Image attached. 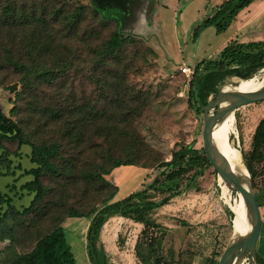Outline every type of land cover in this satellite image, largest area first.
<instances>
[{"label": "trees", "instance_id": "obj_1", "mask_svg": "<svg viewBox=\"0 0 264 264\" xmlns=\"http://www.w3.org/2000/svg\"><path fill=\"white\" fill-rule=\"evenodd\" d=\"M251 2L224 0L211 17L196 27L194 38L209 26H213L216 33L224 32ZM93 11L102 18V23L97 22ZM119 13L122 14L118 8L101 10L93 0L86 3L81 0H0V69L8 67L19 74L17 81L27 94V105L37 129L49 132L38 143L30 140L17 121L7 116L1 107L0 130L19 136L31 145L41 159L43 174L48 172L62 181L56 191L51 189L61 201L49 203L48 211L42 214L51 220L47 231L36 235L30 249L4 259L2 264H74L62 226L66 217L89 220L86 250L91 264H120L110 259L101 241L104 223L115 216L142 224L134 244L140 263L164 264L162 239L166 228L156 221L153 211L195 188L197 176L210 166L203 148H197L193 141L177 143L171 158L165 160L132 125V121L143 114L149 97L142 90L135 91L127 82L126 48L135 38L120 31ZM263 58L264 52L252 59L246 46L237 40L229 41L217 54L199 61L193 68L188 102L202 109L226 80L241 81L257 76L264 69ZM79 63L86 65V73L95 79L102 93H109L103 96L104 99L109 96L103 109L93 106L90 100L86 103L77 98L74 92L65 91L64 86L50 88L74 68L78 69ZM43 89L48 94L41 97L51 102L44 121L40 120L39 97L36 98ZM10 90L18 91L16 83ZM15 109L13 106L11 112ZM49 123L51 127H47ZM263 156L264 115L255 127L251 149L243 155L253 187V163ZM120 166L156 168L157 173L141 190L114 200L118 186L111 183L108 176ZM80 182L86 186L80 187ZM49 190L48 186H42L37 204L44 201ZM154 193L159 195L158 201L151 199ZM255 194L259 206L264 207V193L255 191ZM224 248L222 245L202 254L201 264H217ZM257 262L264 264L258 254ZM176 264L182 263L178 260Z\"/></svg>", "mask_w": 264, "mask_h": 264}, {"label": "rangeland", "instance_id": "obj_2", "mask_svg": "<svg viewBox=\"0 0 264 264\" xmlns=\"http://www.w3.org/2000/svg\"><path fill=\"white\" fill-rule=\"evenodd\" d=\"M81 1L86 3L88 0ZM207 3L208 0H135L130 5L129 14L121 11L122 14L118 15L120 31L135 38V42L126 48L127 82L135 91L142 90L149 97L143 114L132 121V125L165 160L171 158L177 143L187 144L193 141L197 148H202V109L188 102L191 74L184 73L181 67L186 65L193 71L199 61L214 56L217 46L229 32L216 33L215 28L209 26L199 31L194 38L196 27L205 19H201L202 12L198 9ZM92 15L97 16V22H103L96 12L93 11ZM112 28L113 25L108 30ZM263 52L264 48L262 52H258V56ZM263 73L262 70L255 78H260ZM19 77L18 73L8 67L0 69V107L24 129L25 137L38 143L49 131L37 129L32 111L27 105V94L17 81ZM94 80L90 73H86V65L79 63L78 69L74 68L50 88L64 86L65 91L74 92L77 98L86 100V103L90 100L93 106L103 109L109 98L104 99L103 96L109 93H102L103 90ZM233 80L228 79L224 84ZM15 83L18 95L10 90V86ZM42 94L47 95L48 91L43 89L36 96L39 97L40 120L44 121L49 112L47 106L51 102L43 99ZM13 106L16 109L11 112ZM234 115L235 121L227 139L237 159L244 166L243 155L251 149L255 127L264 115V101L240 107L235 110ZM111 123L115 125L116 121ZM47 127H51V123ZM253 167V188L259 194L264 193V156L255 161ZM156 173V168L145 170L136 166L117 167L108 176L109 181L118 186L114 200L141 190ZM59 182L62 181L50 173L43 174V186H48L50 190L44 201L39 202L37 208L18 225L12 237L0 241V264L4 259H11L14 254L30 249L36 235L47 231L51 220L48 216L42 217V214L48 211L49 203L61 201L55 195ZM195 182V188L173 197L167 204L153 211L156 221L166 228L162 239L164 264H176L178 260L182 264H201L202 254L210 253L222 245L226 246L231 237L233 215L229 212V205H232L233 210L238 195L232 194L229 199V190L224 191L225 185H222L211 165L204 168ZM85 186L80 182V187ZM53 188L55 191L51 192ZM151 197L155 201L160 199L157 193ZM262 200L259 195V201ZM260 209L264 218V207ZM112 218L102 227L103 244L112 248V261L142 264L133 254L132 248L142 224L125 217ZM68 221L73 224L78 220L66 217L62 224ZM257 254L260 261L264 259V231ZM243 264H247V259Z\"/></svg>", "mask_w": 264, "mask_h": 264}, {"label": "water", "instance_id": "obj_3", "mask_svg": "<svg viewBox=\"0 0 264 264\" xmlns=\"http://www.w3.org/2000/svg\"><path fill=\"white\" fill-rule=\"evenodd\" d=\"M133 1L135 0H93V3L101 10L118 8L127 15L130 13V5ZM241 83L242 81L234 84L239 87ZM222 86L216 96L202 106V148L220 182L229 190V199L232 194L238 195L251 214V228L250 231L239 234L242 245L241 250L239 252L232 250L229 241L217 264H243L246 259L247 264H258L257 247L263 233V214L257 202L252 177L248 172L249 179L244 182L233 170L225 155L213 142V129L226 115L234 113L240 107L264 101V84L254 89L232 91H223ZM229 209L234 216L232 205H229Z\"/></svg>", "mask_w": 264, "mask_h": 264}, {"label": "flooded vegetation", "instance_id": "obj_4", "mask_svg": "<svg viewBox=\"0 0 264 264\" xmlns=\"http://www.w3.org/2000/svg\"><path fill=\"white\" fill-rule=\"evenodd\" d=\"M43 172L31 145L0 130V241L10 238L35 208Z\"/></svg>", "mask_w": 264, "mask_h": 264}, {"label": "crops", "instance_id": "obj_5", "mask_svg": "<svg viewBox=\"0 0 264 264\" xmlns=\"http://www.w3.org/2000/svg\"><path fill=\"white\" fill-rule=\"evenodd\" d=\"M223 1L224 0H208L207 5H204L198 9L199 12H202V15L200 16L201 19L211 17L217 10L219 4ZM227 32L228 34L225 39L217 46L215 54H217L229 41L237 40L239 43L248 48L250 57L252 59L253 57L257 58L258 52H262V49L264 48V0H252V2L247 7L238 13L236 19L231 22L228 28L222 33ZM114 218L122 217L115 216L112 219ZM73 219L78 221L73 224H71V221H68L67 223H63L62 226L64 227L67 243L69 244L75 259L74 264H91L86 250V232L89 225V220L86 219L85 221L84 218L80 217H73ZM101 241L103 244L102 231ZM134 244L132 245L133 254ZM103 246L112 260V248H108L106 244H103ZM134 264L136 263L134 262Z\"/></svg>", "mask_w": 264, "mask_h": 264}, {"label": "bare ground", "instance_id": "obj_6", "mask_svg": "<svg viewBox=\"0 0 264 264\" xmlns=\"http://www.w3.org/2000/svg\"><path fill=\"white\" fill-rule=\"evenodd\" d=\"M264 72V69H263ZM242 83L239 87H236L234 83L240 82L239 80H233L231 83L224 84L222 86L223 91H232L238 89H254L264 84V73L260 78H250L247 80H241ZM235 115L230 113L226 115L221 121H219L213 129V142L219 148V150L225 155L229 161L233 170L242 178L244 182L249 179L248 171L237 159L232 146L227 139L228 132L231 126L234 124ZM224 186V185H223ZM224 191H227V187H223ZM234 216H233V228L232 234L229 239L230 247L235 252H239L242 248L239 234H243L250 231L251 228V214L246 209L242 200L238 197L236 205H234Z\"/></svg>", "mask_w": 264, "mask_h": 264}, {"label": "built area", "instance_id": "obj_7", "mask_svg": "<svg viewBox=\"0 0 264 264\" xmlns=\"http://www.w3.org/2000/svg\"><path fill=\"white\" fill-rule=\"evenodd\" d=\"M182 71L188 75L192 74V69L189 66L184 65L183 67H181Z\"/></svg>", "mask_w": 264, "mask_h": 264}]
</instances>
